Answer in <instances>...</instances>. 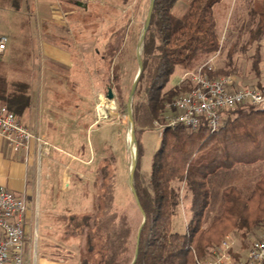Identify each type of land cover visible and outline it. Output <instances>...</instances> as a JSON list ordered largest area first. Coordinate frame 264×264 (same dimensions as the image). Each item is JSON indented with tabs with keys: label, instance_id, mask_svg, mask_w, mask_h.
Returning a JSON list of instances; mask_svg holds the SVG:
<instances>
[{
	"label": "trees",
	"instance_id": "1",
	"mask_svg": "<svg viewBox=\"0 0 264 264\" xmlns=\"http://www.w3.org/2000/svg\"><path fill=\"white\" fill-rule=\"evenodd\" d=\"M178 0H155L150 27L141 48L143 72L132 110L138 141V165L134 186L145 212V223L137 242L144 215L133 194L132 201L118 208L115 194L118 173L111 174L105 158L100 172L105 181L95 213L73 214L68 233L85 234L86 247L80 264H195V257L205 258L230 232L243 243L264 225V176L244 194L236 185L222 190L223 208L219 216L205 226L212 202L211 177L222 169L251 165L264 160V108L240 105L226 110L222 127L212 132L204 124L197 130L180 124L161 135L147 175L139 171L143 146L139 134L163 121L166 103L188 89L178 85L167 89L177 65L184 69L201 66L221 51L213 7L221 0H190L186 12L177 16L173 8ZM252 14L258 17L250 30L247 44L258 42L252 69L260 77L261 44L264 36V0H254ZM245 49V48H244ZM119 46L105 55L117 56ZM231 61L209 70L211 77L233 74ZM235 75V74H234ZM254 80V79H253ZM261 81L250 84H261ZM249 84V83H246ZM29 85L8 86L0 79V102L17 117L29 107ZM176 184H181L176 186ZM189 200V218L184 230L177 229L174 218L181 203V186ZM133 193V192H132Z\"/></svg>",
	"mask_w": 264,
	"mask_h": 264
},
{
	"label": "crops",
	"instance_id": "2",
	"mask_svg": "<svg viewBox=\"0 0 264 264\" xmlns=\"http://www.w3.org/2000/svg\"><path fill=\"white\" fill-rule=\"evenodd\" d=\"M99 1L102 0H94L95 3ZM110 1L122 4L124 0ZM223 1L213 7L219 38L218 12L223 10L218 8L217 11V6ZM229 1L232 6L234 0ZM35 2L39 4L40 21L50 20L52 25L30 32L31 41L23 50L26 56L16 61L3 56L0 79L8 86L13 83L29 85L30 105L20 120L47 144L33 140L29 149L16 151L0 135V188L24 197L28 205L23 264H80V260L71 255L69 246L74 242V235L68 233L67 225L69 217L76 214V208L82 211L77 214L86 213V130L92 119L86 115L87 96L78 90L80 80L77 76L83 71L86 73L89 53L100 54V63L106 67L103 54L107 51L106 43L102 42L116 35L117 30L86 33L83 17L74 15L83 7L86 10L82 12L87 11L90 4L87 0ZM70 4L72 8L66 7ZM69 16H74V27L57 28L56 23L62 24L61 18ZM224 19L226 23L230 20L227 6ZM88 36L95 38V44L86 41ZM86 77L89 87L91 78L89 74ZM259 172L260 180L264 168H259ZM253 240L240 251L244 258Z\"/></svg>",
	"mask_w": 264,
	"mask_h": 264
},
{
	"label": "rangeland",
	"instance_id": "3",
	"mask_svg": "<svg viewBox=\"0 0 264 264\" xmlns=\"http://www.w3.org/2000/svg\"><path fill=\"white\" fill-rule=\"evenodd\" d=\"M87 1L90 3L87 6V11L82 12L86 10V7H83L81 12L74 15L79 18L83 17L84 21L82 23L84 22L86 26V33H92L95 30H117L116 35L109 36L105 40L101 38L105 41L102 43H106L107 50L103 54L106 55L112 48L119 46V54L114 56L112 61L105 58V68L100 63V54L97 55L95 52L87 54L86 73L83 71L77 76L80 80L78 90L83 91L82 93L87 96L86 115L92 119V124L86 130V211L84 212L94 214L99 195L104 189L103 183L112 179L106 178L104 181L100 172L102 165L105 164V158L109 160L111 174L115 171L118 173L115 194L116 206L122 208L129 204L133 198L129 183L133 156L127 107L130 91L139 71L137 46L143 33L150 0H124L122 4H115L110 0H102L97 3L94 0ZM189 1L178 0L173 12L179 17L182 16L187 10ZM231 3L229 0H224L217 6V11L218 8L223 10L218 12V17L220 18L218 32L221 37L222 48L220 52L211 57L214 58L212 61L214 69L222 67L231 61L229 68L232 69L233 74L243 84L257 81L264 82V36L259 41L262 59L259 78H256L252 69L258 42L247 44L250 30L256 27L258 21V17L251 12L254 0H234L232 6ZM37 4L35 0H0V34L7 35L9 38L8 48L4 54L5 58L16 61L22 55L26 56L23 50L26 44L31 41L30 32L41 27H51L50 20L40 21L39 4ZM72 6L70 4L66 7L72 8ZM226 6L230 9V20L227 23L224 19ZM50 12H52L51 9ZM74 16H69L70 18L66 17L65 19L61 18L63 23H56L57 28L66 30L68 25L74 27ZM66 21L68 24H65ZM93 39L95 38L86 37V41L89 40L95 44ZM198 67L184 69L182 66L177 65L170 77L167 89L182 85L185 72H194ZM87 74L90 75L92 83L89 87L86 83L88 80ZM109 88H112L114 93L112 98L108 97ZM139 95L135 97L136 100L140 98H138ZM99 96L106 98L107 102L109 99L113 100L116 109L111 111L108 108V117L97 122L96 105L100 102ZM156 128V123H154L153 129H148L139 134V140L143 146L139 171L144 175H147L151 169L153 154L161 140V135ZM262 167L264 168V161L251 165H237L233 169H222L211 177L210 187L213 197L206 213L205 226L209 225L222 211V190L228 185H236L244 194H247L254 182L258 180L260 175L259 168ZM179 185L181 184H176V186ZM183 187L184 185L182 184L181 203L178 208V214L174 218L176 228L181 230L186 228L190 214L189 200ZM75 212L82 213L81 209L79 210L78 208L75 209ZM263 226L250 234L249 240H246L243 246L239 235H236L235 232L227 234L235 238L234 250L237 257L244 258L241 253L242 249L249 245L251 240L262 235L264 232ZM85 247V234H81L74 236V242L71 243L69 249L72 251L71 255L80 260L81 253L85 250ZM209 253L207 256H209Z\"/></svg>",
	"mask_w": 264,
	"mask_h": 264
},
{
	"label": "built area",
	"instance_id": "4",
	"mask_svg": "<svg viewBox=\"0 0 264 264\" xmlns=\"http://www.w3.org/2000/svg\"><path fill=\"white\" fill-rule=\"evenodd\" d=\"M8 42V36L0 34V60L8 48ZM213 59L202 64L194 72H185L182 84L188 89L167 102L164 120L155 122L160 135L166 128H174L180 124L192 130L206 124L215 132L222 127L226 110L240 105L264 108V82L243 84L234 74L211 77L208 71L214 68ZM109 109L115 111L116 106ZM96 116L97 122L108 117V111L103 113L98 103ZM0 135L6 138L16 151L29 149L33 140L39 144H47L1 102ZM27 208L24 197L7 188H0V264H23L27 241ZM234 246L235 240L226 235L219 245L211 248L209 256H196L195 264H264V232L252 241L245 258L236 256Z\"/></svg>",
	"mask_w": 264,
	"mask_h": 264
},
{
	"label": "water",
	"instance_id": "5",
	"mask_svg": "<svg viewBox=\"0 0 264 264\" xmlns=\"http://www.w3.org/2000/svg\"><path fill=\"white\" fill-rule=\"evenodd\" d=\"M41 1L50 3V2H53L54 0H41ZM154 6H155V0H150V5H149L146 21L144 24L143 33H142V36H141L139 43H138V46H137V60H138V64H139V71L137 73V76L134 80L132 89L130 91V95H129V99H128V107H127L128 108V118H129V122H130L131 150H132V156H133L132 167H131V171H130V175H129V183H130L131 190L134 194V197L136 199V202L139 205V207L142 210L143 215H144V221H143L142 225L140 226L139 232H138V237H137L138 244H139V240H140V233H141L142 227L145 223L146 216H145V212L143 211V209L141 207L140 200H139V197L137 195L136 188L134 186V176H135V171H136L137 165H138V150H137L138 141H137V135H136V129H135V120H134L133 110H132V99L134 97V94H135L136 89L138 87V83H139L141 74L143 72V60H142V55H141V48H142V44L144 42V39L146 37V34L148 32V29L150 27L152 14L154 11ZM108 97L109 98L114 97V93H113L112 88H109V90H108ZM137 256H138V246L136 249L134 262H135ZM134 262L132 264H134Z\"/></svg>",
	"mask_w": 264,
	"mask_h": 264
},
{
	"label": "bare ground",
	"instance_id": "6",
	"mask_svg": "<svg viewBox=\"0 0 264 264\" xmlns=\"http://www.w3.org/2000/svg\"><path fill=\"white\" fill-rule=\"evenodd\" d=\"M105 99L106 98H103L102 96H100V99H99L100 102L98 103L99 108L103 113L107 111V108L113 109L116 106L113 100L109 99V101L107 102Z\"/></svg>",
	"mask_w": 264,
	"mask_h": 264
}]
</instances>
